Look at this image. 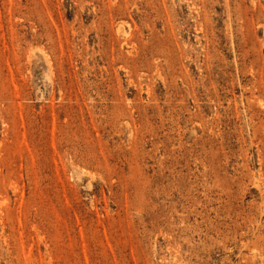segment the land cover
Instances as JSON below:
<instances>
[{"label": "rangeland", "instance_id": "obj_1", "mask_svg": "<svg viewBox=\"0 0 264 264\" xmlns=\"http://www.w3.org/2000/svg\"><path fill=\"white\" fill-rule=\"evenodd\" d=\"M0 264H264V0H0Z\"/></svg>", "mask_w": 264, "mask_h": 264}]
</instances>
